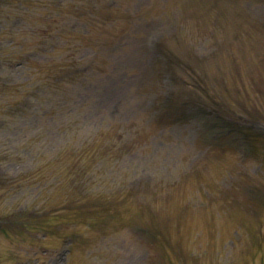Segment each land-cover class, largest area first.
<instances>
[{
  "label": "rangeland",
  "instance_id": "374dc122",
  "mask_svg": "<svg viewBox=\"0 0 264 264\" xmlns=\"http://www.w3.org/2000/svg\"><path fill=\"white\" fill-rule=\"evenodd\" d=\"M6 1L0 264H264V0Z\"/></svg>",
  "mask_w": 264,
  "mask_h": 264
}]
</instances>
